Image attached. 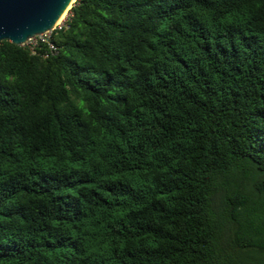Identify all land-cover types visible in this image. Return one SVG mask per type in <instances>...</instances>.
Masks as SVG:
<instances>
[{
	"label": "trees",
	"instance_id": "1",
	"mask_svg": "<svg viewBox=\"0 0 264 264\" xmlns=\"http://www.w3.org/2000/svg\"><path fill=\"white\" fill-rule=\"evenodd\" d=\"M69 11L0 41V264H264V0Z\"/></svg>",
	"mask_w": 264,
	"mask_h": 264
},
{
	"label": "water",
	"instance_id": "2",
	"mask_svg": "<svg viewBox=\"0 0 264 264\" xmlns=\"http://www.w3.org/2000/svg\"><path fill=\"white\" fill-rule=\"evenodd\" d=\"M74 0H0V41L24 45L56 27Z\"/></svg>",
	"mask_w": 264,
	"mask_h": 264
},
{
	"label": "built area",
	"instance_id": "3",
	"mask_svg": "<svg viewBox=\"0 0 264 264\" xmlns=\"http://www.w3.org/2000/svg\"><path fill=\"white\" fill-rule=\"evenodd\" d=\"M65 21L66 19L62 23L58 22L55 28H60L62 25H64ZM51 33H52V30L45 32V33L38 34L37 36L29 38L25 44L29 47L32 53L36 52L40 44H45L48 47V50L50 52H55L57 48L55 44L51 41Z\"/></svg>",
	"mask_w": 264,
	"mask_h": 264
},
{
	"label": "rangeland",
	"instance_id": "4",
	"mask_svg": "<svg viewBox=\"0 0 264 264\" xmlns=\"http://www.w3.org/2000/svg\"><path fill=\"white\" fill-rule=\"evenodd\" d=\"M76 0H74V2H75ZM71 6H72V4H71ZM70 14V11H69V9L63 14V16L61 17V19H60V21L59 22H64V20L68 17V15Z\"/></svg>",
	"mask_w": 264,
	"mask_h": 264
},
{
	"label": "bare ground",
	"instance_id": "5",
	"mask_svg": "<svg viewBox=\"0 0 264 264\" xmlns=\"http://www.w3.org/2000/svg\"><path fill=\"white\" fill-rule=\"evenodd\" d=\"M60 21V20H59Z\"/></svg>",
	"mask_w": 264,
	"mask_h": 264
}]
</instances>
